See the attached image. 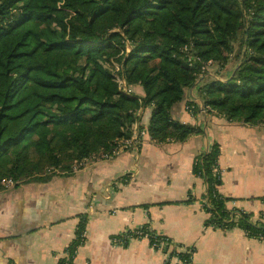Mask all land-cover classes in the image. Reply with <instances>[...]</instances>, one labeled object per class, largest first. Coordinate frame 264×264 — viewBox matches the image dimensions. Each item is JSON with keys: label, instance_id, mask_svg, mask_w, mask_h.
I'll use <instances>...</instances> for the list:
<instances>
[{"label": "trees", "instance_id": "16d2710c", "mask_svg": "<svg viewBox=\"0 0 264 264\" xmlns=\"http://www.w3.org/2000/svg\"><path fill=\"white\" fill-rule=\"evenodd\" d=\"M235 53L228 77L208 76ZM198 81L208 116L264 126V0H0V192L7 180L16 187L68 177L112 156L135 129L155 145L202 134L172 115ZM145 108L152 114L144 129ZM186 108L199 112L192 100ZM220 154L211 143L192 166L206 184L204 227L238 228L264 242L263 214L227 208L235 199L219 192ZM86 224L82 217L58 264L74 262ZM145 231L156 236L150 246L166 239L160 250L192 263L193 249L179 254L169 238Z\"/></svg>", "mask_w": 264, "mask_h": 264}, {"label": "crops", "instance_id": "0c3cea01", "mask_svg": "<svg viewBox=\"0 0 264 264\" xmlns=\"http://www.w3.org/2000/svg\"><path fill=\"white\" fill-rule=\"evenodd\" d=\"M199 83L172 115L176 121L201 127L202 134L163 145H155L146 135L138 150L87 162L68 177L1 191L0 264H58L82 217L87 218V234L75 264H186L169 251L153 249L146 239H132L126 246L113 242V237L145 226L169 238L179 254L193 249L191 264H264L263 241L238 228L204 227L206 184L192 173L195 158L218 143L219 192L235 199L227 208L251 213L254 219L264 215V126L208 116L198 97ZM131 91L143 96L139 86ZM189 100L199 108L196 116L186 110ZM151 114V108L139 112L144 129ZM189 197L192 202L186 203Z\"/></svg>", "mask_w": 264, "mask_h": 264}, {"label": "built area", "instance_id": "2783aa9c", "mask_svg": "<svg viewBox=\"0 0 264 264\" xmlns=\"http://www.w3.org/2000/svg\"><path fill=\"white\" fill-rule=\"evenodd\" d=\"M121 86H123L124 88V92H127L129 93V91L125 88L124 86V82L121 81L120 82ZM186 110L190 111V109L186 108ZM188 111V112H189ZM146 136V131H141L139 132L137 129L134 130V135L132 136L131 139L129 140H126V141H123L122 144L120 145V147L114 151L113 155L112 156H105L104 159H109V158H112V157H115L125 151H129V150H138L139 147L141 146L142 144V141H143V138ZM3 184L5 185V187L8 189V188H11L14 186V183L7 180V181H4ZM113 191H116V188L113 189ZM91 211V210H90ZM144 230V231H143ZM145 230H151L149 227H147L146 229H143L142 227L141 228H138L134 231H127L125 233H123L122 235H120L122 238H116V239H113V242L116 243V244H119V245H123L132 240V239H146V240H151V239H156V236H152L151 234H149L148 232H146ZM86 232H84L82 234V243L80 246H82L86 240ZM157 235V234H156ZM79 246V247H80ZM169 246V243L168 241L165 239V240H162L161 242L159 243H154L151 247L154 248V247H157L158 250L162 249V248H165ZM68 257V254L66 253L65 254V257L64 258H67ZM72 264H75L74 262Z\"/></svg>", "mask_w": 264, "mask_h": 264}, {"label": "rangeland", "instance_id": "374dc122", "mask_svg": "<svg viewBox=\"0 0 264 264\" xmlns=\"http://www.w3.org/2000/svg\"><path fill=\"white\" fill-rule=\"evenodd\" d=\"M238 56H239L238 53H235V55L231 58L227 68L224 71L217 72L218 71L217 68L212 67L209 69V73H212L216 79L224 80L226 77L230 75V73L233 71L235 66L238 64L239 62Z\"/></svg>", "mask_w": 264, "mask_h": 264}, {"label": "water", "instance_id": "95a60500", "mask_svg": "<svg viewBox=\"0 0 264 264\" xmlns=\"http://www.w3.org/2000/svg\"><path fill=\"white\" fill-rule=\"evenodd\" d=\"M235 71L233 72L232 76L234 75Z\"/></svg>", "mask_w": 264, "mask_h": 264}]
</instances>
